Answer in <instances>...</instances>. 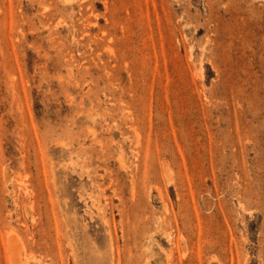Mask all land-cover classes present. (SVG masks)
<instances>
[{"label": "rangeland", "instance_id": "1", "mask_svg": "<svg viewBox=\"0 0 264 264\" xmlns=\"http://www.w3.org/2000/svg\"><path fill=\"white\" fill-rule=\"evenodd\" d=\"M13 257L264 264V0H0Z\"/></svg>", "mask_w": 264, "mask_h": 264}, {"label": "bare ground", "instance_id": "2", "mask_svg": "<svg viewBox=\"0 0 264 264\" xmlns=\"http://www.w3.org/2000/svg\"><path fill=\"white\" fill-rule=\"evenodd\" d=\"M17 257H13V260H12V264L14 263V264H16L17 263Z\"/></svg>", "mask_w": 264, "mask_h": 264}]
</instances>
